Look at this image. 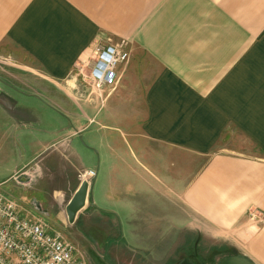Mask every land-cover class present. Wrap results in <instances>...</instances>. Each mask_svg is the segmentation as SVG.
<instances>
[{
    "label": "crops",
    "instance_id": "obj_1",
    "mask_svg": "<svg viewBox=\"0 0 264 264\" xmlns=\"http://www.w3.org/2000/svg\"><path fill=\"white\" fill-rule=\"evenodd\" d=\"M122 42L116 87L85 91L96 50ZM1 51L33 80L0 87V188L22 218L114 264H184L201 231L264 264L247 218L264 214V0H0ZM230 122L261 156L211 152Z\"/></svg>",
    "mask_w": 264,
    "mask_h": 264
},
{
    "label": "built area",
    "instance_id": "obj_2",
    "mask_svg": "<svg viewBox=\"0 0 264 264\" xmlns=\"http://www.w3.org/2000/svg\"><path fill=\"white\" fill-rule=\"evenodd\" d=\"M126 46L122 42L98 48L83 80L101 94L105 89H114L119 82L116 68L129 58ZM95 177L92 170L80 174L82 182L91 183ZM12 180L17 181L18 176L14 175ZM247 218L254 229L264 224V214L256 209H250ZM83 259L61 233H50L41 221L22 218L17 205L0 188V264H85Z\"/></svg>",
    "mask_w": 264,
    "mask_h": 264
},
{
    "label": "rangeland",
    "instance_id": "obj_3",
    "mask_svg": "<svg viewBox=\"0 0 264 264\" xmlns=\"http://www.w3.org/2000/svg\"><path fill=\"white\" fill-rule=\"evenodd\" d=\"M15 56L16 55L11 54L10 52L8 53L4 51L0 52V87L3 89H6L7 91H11L8 88V86H11V85L13 87L20 86L24 88L25 85L20 83V81H26L27 84L33 82L32 76H30L31 74L17 70L15 66H18V63L16 62L17 59ZM22 76H30V77H26L27 79L20 80ZM84 83H85L84 85L85 91H89V93L91 92L94 95H97L98 93H100V91H98V89H96L94 86L88 85L87 84L88 81L87 82L84 81ZM18 92H24V91H22L21 89L20 90L18 89ZM18 95L16 94L17 98L19 100L21 99L24 101V98ZM233 123L234 122H230L227 125L224 132L216 133V134H219V137H221L220 142L213 150H211V152L212 151L214 152L231 151V152L245 154V155L252 156V157L261 156V153L259 152L256 146V141L250 136V132L242 130L241 128H239L237 125ZM95 128L96 126L94 125L93 129ZM7 166L8 165H6L5 163L0 162V175L9 169L7 168ZM188 233L189 232H185V235H190ZM204 235L205 234L203 233V231H201V236H199L198 234L197 236L194 235L196 238V243H194L193 245L189 244V246L185 245L184 249L188 248L189 253L187 254V256L183 255L181 257V260L186 259V261H184V264H217L222 258L226 257V255H230L229 254L230 251L229 253H223V252L220 253L219 250H218V253L215 254L214 252L215 242L214 243L212 242L211 236H204ZM85 242L90 244L89 241H85ZM71 244L77 249L78 253L80 254L82 253L81 251H79L77 246H75L72 242ZM216 245H219V244H216ZM154 246H157V245H154ZM93 247L96 248L97 245L95 244L93 245ZM172 247L173 245L169 244L168 250L171 251ZM98 253L102 255L100 252L94 249L90 251L87 257H85L83 254L82 256H84V259H83L84 263L85 264H114L115 262L114 260L112 259L104 260L102 259V257L98 255ZM164 262L165 260H162V259H158V260L150 259V260H146V262H144L143 260L136 259L135 261L133 260L130 262H126L125 264H163Z\"/></svg>",
    "mask_w": 264,
    "mask_h": 264
},
{
    "label": "water",
    "instance_id": "obj_4",
    "mask_svg": "<svg viewBox=\"0 0 264 264\" xmlns=\"http://www.w3.org/2000/svg\"><path fill=\"white\" fill-rule=\"evenodd\" d=\"M95 180L91 183L85 181L75 194L67 207V214L70 223H74L77 214L86 206L88 198L93 193ZM217 264H256L252 259L243 254H234L222 258Z\"/></svg>",
    "mask_w": 264,
    "mask_h": 264
}]
</instances>
